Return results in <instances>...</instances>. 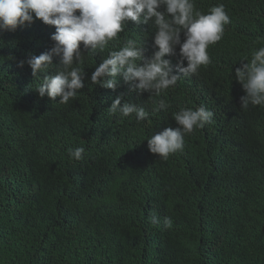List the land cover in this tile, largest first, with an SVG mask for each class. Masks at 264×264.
I'll return each mask as SVG.
<instances>
[{
	"label": "trees",
	"instance_id": "obj_1",
	"mask_svg": "<svg viewBox=\"0 0 264 264\" xmlns=\"http://www.w3.org/2000/svg\"><path fill=\"white\" fill-rule=\"evenodd\" d=\"M206 2L223 3L231 21L212 62L159 98L122 77L115 90L92 85L107 50L85 55L76 100L41 98L18 62L49 51L55 26L33 14L0 29V264H264V107L241 109L235 79L240 59L264 46V0ZM141 26L128 21L121 39L141 41ZM121 93L149 117L109 116ZM160 98L169 107L154 111ZM201 104L213 122L186 135L183 151H149L148 137L177 127L174 112ZM78 146L82 160L69 156Z\"/></svg>",
	"mask_w": 264,
	"mask_h": 264
},
{
	"label": "clouds",
	"instance_id": "obj_2",
	"mask_svg": "<svg viewBox=\"0 0 264 264\" xmlns=\"http://www.w3.org/2000/svg\"><path fill=\"white\" fill-rule=\"evenodd\" d=\"M47 25L55 26L51 39L53 47L39 55L20 60L27 63L38 82L30 86L42 98L68 105L77 99L84 87L86 73L81 65L85 55H96L107 50V56L91 73L92 85L115 90L117 77L130 84L137 94L148 92L161 97L174 88L181 77L198 75L201 67L212 61L208 52L211 45L221 41L230 16L223 3L209 6L206 0H0V29L15 30L29 24L34 16ZM128 21L142 24L141 41L125 37ZM139 28V27H136ZM81 42L83 48L81 47ZM111 43V47H109ZM60 63H53V56ZM235 68V79L245 94L240 97L241 109L264 107V46L251 50V58ZM55 71H50V68ZM42 74V75H41ZM117 95L107 108L108 115L130 117L137 122L146 120L149 112L139 103L125 101ZM166 99L160 98L154 111L166 110ZM215 113L203 104L198 107H180L172 114L177 127H167L147 138L149 151L167 160L170 154L183 151L185 136L196 128L213 122ZM83 146L69 149V156L82 160ZM152 223H159L153 214ZM165 227H171L165 218Z\"/></svg>",
	"mask_w": 264,
	"mask_h": 264
}]
</instances>
